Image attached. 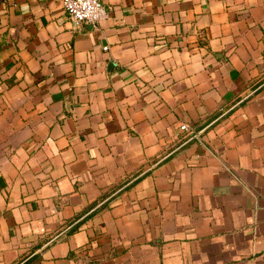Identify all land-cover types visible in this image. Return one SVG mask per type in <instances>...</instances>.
<instances>
[{
  "label": "crops",
  "instance_id": "crops-1",
  "mask_svg": "<svg viewBox=\"0 0 264 264\" xmlns=\"http://www.w3.org/2000/svg\"><path fill=\"white\" fill-rule=\"evenodd\" d=\"M102 3L0 0V264H264V0Z\"/></svg>",
  "mask_w": 264,
  "mask_h": 264
},
{
  "label": "built area",
  "instance_id": "built-area-1",
  "mask_svg": "<svg viewBox=\"0 0 264 264\" xmlns=\"http://www.w3.org/2000/svg\"><path fill=\"white\" fill-rule=\"evenodd\" d=\"M64 7L77 26L97 25L107 16L102 0H64ZM181 128L189 130L190 127L184 124Z\"/></svg>",
  "mask_w": 264,
  "mask_h": 264
}]
</instances>
